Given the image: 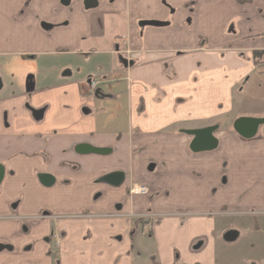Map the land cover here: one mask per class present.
I'll return each instance as SVG.
<instances>
[{
	"label": "crops",
	"instance_id": "1",
	"mask_svg": "<svg viewBox=\"0 0 264 264\" xmlns=\"http://www.w3.org/2000/svg\"><path fill=\"white\" fill-rule=\"evenodd\" d=\"M60 1L0 0V264H243L264 132L236 133L235 105L264 69V0ZM207 128L216 147L193 151Z\"/></svg>",
	"mask_w": 264,
	"mask_h": 264
},
{
	"label": "rangeland",
	"instance_id": "2",
	"mask_svg": "<svg viewBox=\"0 0 264 264\" xmlns=\"http://www.w3.org/2000/svg\"><path fill=\"white\" fill-rule=\"evenodd\" d=\"M118 38V44H120V47L123 48L122 42L124 41V39L122 38V36H119ZM200 44L202 45V41L200 42ZM259 54V59L263 60L264 56L261 53ZM123 55L128 57L129 59H132L129 54ZM261 68L259 70L261 71V73H259L258 75L259 80L257 82H254L253 85V88H256L254 90L255 94L251 96L245 95V97L243 98L244 100L235 105V116L244 114V117L248 119L264 120V69ZM235 120L236 118H230V123L232 124ZM262 132V128L259 127L258 134L260 135L262 134ZM252 217L253 218H250L249 220L250 222H252L251 230L249 231L246 228L249 237H247L246 235V230L243 229L241 231L243 239L236 242L235 245L238 246H236L235 249H230L229 253H235V256H241L243 258V264H264V227L258 228L259 225L257 223L258 221H263L264 216L260 219L258 217ZM232 245H230V247ZM148 264H153V260L151 257H149Z\"/></svg>",
	"mask_w": 264,
	"mask_h": 264
},
{
	"label": "water",
	"instance_id": "3",
	"mask_svg": "<svg viewBox=\"0 0 264 264\" xmlns=\"http://www.w3.org/2000/svg\"><path fill=\"white\" fill-rule=\"evenodd\" d=\"M64 5L68 4V1H63ZM96 1L95 0H85L84 2V8L86 10L94 9L96 8ZM143 25H148V26H163L162 23L158 22H145ZM33 90V85L30 80L27 81L26 86H25V91L30 93ZM264 124V120H255V119H248V118H239L235 121L234 123V129L236 133H238L242 138L244 139H252L256 132L257 129L260 125ZM213 128H207L203 130H197V131H191L189 132L190 135L194 137L192 144H191V149L193 151H199V150H212L213 148L216 147L217 141L213 137ZM76 152L79 154H94V155H107L110 151L109 150H104V149H96L92 148L89 146H79L76 149ZM0 179H1V172H0ZM104 182L118 187L122 184L123 182V175L121 173H113L111 175H108L102 179ZM227 240H233L235 239V233H228L226 235Z\"/></svg>",
	"mask_w": 264,
	"mask_h": 264
},
{
	"label": "flooded vegetation",
	"instance_id": "4",
	"mask_svg": "<svg viewBox=\"0 0 264 264\" xmlns=\"http://www.w3.org/2000/svg\"><path fill=\"white\" fill-rule=\"evenodd\" d=\"M63 1H68V4H69V0H61L60 1V4L61 5H64L63 4ZM96 1V0H95ZM85 2V1H84ZM97 3V2H96ZM67 4V5H68ZM67 5H65V6H67ZM142 24V25H141ZM140 25L141 26H145V25H143V23H141ZM122 38L124 39V41L122 42V45H123V48H121L120 47V44H116V47H115V51L119 54V55H121V63L123 64V66L125 67V68H131V67H133V65H134V63H133V60L132 59H129L128 57H126V56H124L123 54H126V55H128L129 54V52H127L126 50H125V45H126V42H125V37L124 36H122ZM130 55V54H129ZM90 82H95L96 84H97V86L100 84L95 78L93 79V78H89V79H87L86 80V82H84V85H87V84H89ZM259 127H261L262 128V130H263V132H264V124L263 125H260ZM258 127V128H259ZM145 189H146V194H144V195H147V188L146 187H144ZM130 192H131V194H132V190H130ZM41 217H44V218H47L48 216H46V215H43V216H41ZM154 218H155V216L154 215H144V217L142 218V219H148V220H154ZM47 243L52 247V248H59V246H60V239H59V236H58V234H56V233H51L50 234V236L49 237H47Z\"/></svg>",
	"mask_w": 264,
	"mask_h": 264
},
{
	"label": "built area",
	"instance_id": "5",
	"mask_svg": "<svg viewBox=\"0 0 264 264\" xmlns=\"http://www.w3.org/2000/svg\"><path fill=\"white\" fill-rule=\"evenodd\" d=\"M85 86L87 87V89L90 92H93L97 88V84L95 82H90L89 84H87ZM131 190H132L133 194H139V195L146 194V189L144 187L133 186V188Z\"/></svg>",
	"mask_w": 264,
	"mask_h": 264
},
{
	"label": "trees",
	"instance_id": "6",
	"mask_svg": "<svg viewBox=\"0 0 264 264\" xmlns=\"http://www.w3.org/2000/svg\"><path fill=\"white\" fill-rule=\"evenodd\" d=\"M249 2V0H237V3L243 5V4H247ZM258 55H260L259 53H255V57H258Z\"/></svg>",
	"mask_w": 264,
	"mask_h": 264
}]
</instances>
